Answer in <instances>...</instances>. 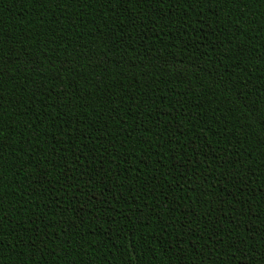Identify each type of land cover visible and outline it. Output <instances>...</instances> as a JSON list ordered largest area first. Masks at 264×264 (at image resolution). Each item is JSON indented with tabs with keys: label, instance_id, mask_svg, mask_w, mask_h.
<instances>
[{
	"label": "trees",
	"instance_id": "obj_1",
	"mask_svg": "<svg viewBox=\"0 0 264 264\" xmlns=\"http://www.w3.org/2000/svg\"><path fill=\"white\" fill-rule=\"evenodd\" d=\"M0 264H264V0H0Z\"/></svg>",
	"mask_w": 264,
	"mask_h": 264
}]
</instances>
